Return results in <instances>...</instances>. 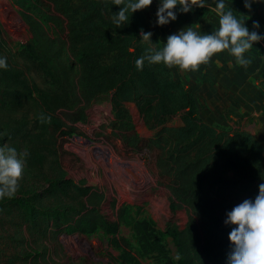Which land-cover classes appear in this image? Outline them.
Returning a JSON list of instances; mask_svg holds the SVG:
<instances>
[{
  "label": "rangeland",
  "instance_id": "rangeland-1",
  "mask_svg": "<svg viewBox=\"0 0 264 264\" xmlns=\"http://www.w3.org/2000/svg\"><path fill=\"white\" fill-rule=\"evenodd\" d=\"M28 1L36 0H0V56L8 63L0 69V146L30 152L17 193L0 200V264H217L204 250L201 207L175 191L179 179L167 172L176 157L178 168L194 171L201 153L206 202L234 207L238 187L213 185L245 174L235 159L226 164L230 147L253 162L249 147L264 149V41L246 53L247 67L227 50L196 71L165 65L175 87L158 88L152 65L142 72L135 64L153 44L135 51L122 46V32L107 30L101 55L86 66L68 20L39 15ZM158 2L141 11L161 47L184 27H219L215 0L164 26L156 24ZM225 3L264 33V3L250 11L243 0ZM112 162L133 165L140 190L113 175Z\"/></svg>",
  "mask_w": 264,
  "mask_h": 264
},
{
  "label": "clouds",
  "instance_id": "clouds-1",
  "mask_svg": "<svg viewBox=\"0 0 264 264\" xmlns=\"http://www.w3.org/2000/svg\"><path fill=\"white\" fill-rule=\"evenodd\" d=\"M153 0H114L119 10L113 12L112 23L117 27L126 26L133 13L152 5ZM249 11L254 3L264 0H243ZM211 7L208 0H159L156 12V24L167 25L177 20V14L190 13L194 8ZM215 10L219 15V27L213 32L201 34L191 26L182 28L167 36L163 46L148 47L136 61V68L142 71L145 62L148 64H164L168 67L178 66L181 70L196 71L200 65L207 64L217 53L227 52L235 58L236 64L247 67L251 59L246 55L255 44L264 41V33L259 21H253L252 29L244 19H239L230 8H226L225 0H215ZM141 40L152 42L151 32L141 30ZM133 51V49H130ZM7 58L0 56V69H7ZM30 156L27 149L0 146V200L10 199L18 191L25 163ZM231 227L228 234L230 250L226 264H264V183L258 188L254 199L243 200L226 213L223 221ZM179 258V254H177Z\"/></svg>",
  "mask_w": 264,
  "mask_h": 264
},
{
  "label": "trees",
  "instance_id": "trees-1",
  "mask_svg": "<svg viewBox=\"0 0 264 264\" xmlns=\"http://www.w3.org/2000/svg\"><path fill=\"white\" fill-rule=\"evenodd\" d=\"M29 8L36 11L39 15H53V11L62 14L68 20V27L75 37V45L79 46V52L81 54V60L86 66L94 65V60H97L103 50V43L100 46V35L110 30L114 33V30L122 32L124 36L122 40L123 45L126 43H132L134 50L142 47L148 41L141 40V30L146 32L150 31V22L144 16L141 10L133 13V17L130 18V22L126 26H121L119 29H115L112 25L110 17L113 12L119 10V6L114 3L107 2L102 6L95 1L86 0H36L35 2L28 1ZM103 12V13H102ZM125 38H128L126 40ZM151 40L153 47L159 48L161 45L157 42L152 34ZM149 71L152 73L155 86L160 88L161 85H170L174 83L170 80L168 72L164 64H152L149 67ZM143 72V70H142ZM177 89L186 96L184 102V108H188V114L192 117L191 125L197 124V117L193 110V104L186 94L185 88L177 85ZM228 144V143H224ZM257 159L255 162L249 160H241V150L233 149L231 147L228 150L226 164L229 166L230 159H235L233 164L237 171H242L245 174L243 176H233V178H225L220 181H215L213 187L229 185L238 187L237 202L234 206L238 205L245 199L252 198L258 194V188L261 183H264V149L259 144H253L249 147ZM197 162L199 166H196L194 171L184 167L182 170L178 168L180 158H173V164L169 167L167 174L173 175L174 179L179 181L173 182L175 191L181 194L185 199L194 202L201 207V215L203 216V235H204V250L207 255L214 260L217 264H226L227 253L230 250V241L228 234L231 231V227L226 226L223 221L226 219V213L222 215V212L230 211L231 207H222L216 204H210L206 202L204 197L205 193L209 189V184H206L205 169L208 170V164L206 160L199 153L197 156ZM186 177V178H185ZM189 179V181H187ZM231 205V204H228ZM222 208V211L219 209Z\"/></svg>",
  "mask_w": 264,
  "mask_h": 264
},
{
  "label": "bare ground",
  "instance_id": "bare-ground-1",
  "mask_svg": "<svg viewBox=\"0 0 264 264\" xmlns=\"http://www.w3.org/2000/svg\"><path fill=\"white\" fill-rule=\"evenodd\" d=\"M108 166V165H107ZM108 168H110L111 170H112V174L113 175H115V176H117L118 178H121V179H124V180H126V182H127V184H129V186L133 189V190H135V191H138V190H140V188L143 186V182H144V180H141V184H139V182H140V179L139 180H137L136 182L137 183H135V181L132 179V178H130L131 176L130 175H133L134 174V166L133 165H126L125 167H123L122 169L121 168H117V167H115L114 165H113V162H112V164H110V166H108ZM124 169H127V171H126V173H123L124 172ZM129 174H128V173ZM122 173V174H121ZM136 176V175H135ZM134 181V183H133V181ZM132 182V183H131Z\"/></svg>",
  "mask_w": 264,
  "mask_h": 264
}]
</instances>
